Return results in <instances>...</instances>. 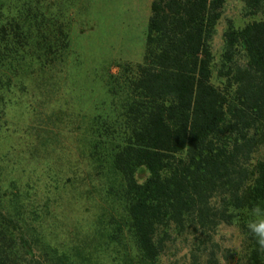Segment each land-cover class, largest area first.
<instances>
[{
	"label": "trees",
	"instance_id": "trees-1",
	"mask_svg": "<svg viewBox=\"0 0 264 264\" xmlns=\"http://www.w3.org/2000/svg\"><path fill=\"white\" fill-rule=\"evenodd\" d=\"M224 3L151 0L141 62L109 75L110 102L84 130L89 187L108 211L58 240L62 196L47 188L40 204L30 184H0V264H264L249 228L264 220V0H243L262 18L229 24L215 64ZM73 7L0 0V129L9 95L66 60Z\"/></svg>",
	"mask_w": 264,
	"mask_h": 264
},
{
	"label": "rangeland",
	"instance_id": "rangeland-1",
	"mask_svg": "<svg viewBox=\"0 0 264 264\" xmlns=\"http://www.w3.org/2000/svg\"><path fill=\"white\" fill-rule=\"evenodd\" d=\"M150 3L74 0L64 63L9 95L0 129V184L4 188L13 180L30 184L32 197L40 204L47 188L49 197L62 196L55 220L50 219L58 240L73 239L76 232L91 233L108 211L103 197L89 187L92 168L85 158L84 130L95 109L110 102L109 75L118 73L119 64L141 62ZM261 18L246 16L243 0H225L211 42L214 63H219L229 24L241 28ZM214 82H218L215 75ZM144 177L138 176L140 181ZM66 181L70 188L57 192L56 184ZM226 232V243L235 242L237 233Z\"/></svg>",
	"mask_w": 264,
	"mask_h": 264
},
{
	"label": "clouds",
	"instance_id": "clouds-1",
	"mask_svg": "<svg viewBox=\"0 0 264 264\" xmlns=\"http://www.w3.org/2000/svg\"><path fill=\"white\" fill-rule=\"evenodd\" d=\"M255 212L257 215H259L261 214V209L257 207ZM249 228L257 237L258 244L264 247V220H261L259 223L250 224Z\"/></svg>",
	"mask_w": 264,
	"mask_h": 264
}]
</instances>
